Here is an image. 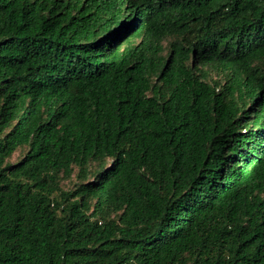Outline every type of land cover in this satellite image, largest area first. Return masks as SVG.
<instances>
[{
  "label": "trees",
  "instance_id": "trees-1",
  "mask_svg": "<svg viewBox=\"0 0 264 264\" xmlns=\"http://www.w3.org/2000/svg\"><path fill=\"white\" fill-rule=\"evenodd\" d=\"M0 264H264V0H0Z\"/></svg>",
  "mask_w": 264,
  "mask_h": 264
},
{
  "label": "rangeland",
  "instance_id": "rangeland-1",
  "mask_svg": "<svg viewBox=\"0 0 264 264\" xmlns=\"http://www.w3.org/2000/svg\"><path fill=\"white\" fill-rule=\"evenodd\" d=\"M204 69L207 71L208 68H207V67H204ZM208 73H209V76H210L211 78L216 79V76H215V72H214V71L209 70ZM16 156H17V155L14 156V159H15Z\"/></svg>",
  "mask_w": 264,
  "mask_h": 264
}]
</instances>
